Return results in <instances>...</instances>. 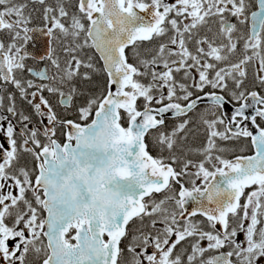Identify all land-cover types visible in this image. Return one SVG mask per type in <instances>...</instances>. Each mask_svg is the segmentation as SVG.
<instances>
[{"label":"snow or ice","instance_id":"snow-or-ice-1","mask_svg":"<svg viewBox=\"0 0 264 264\" xmlns=\"http://www.w3.org/2000/svg\"><path fill=\"white\" fill-rule=\"evenodd\" d=\"M0 264H264V0H0Z\"/></svg>","mask_w":264,"mask_h":264}]
</instances>
